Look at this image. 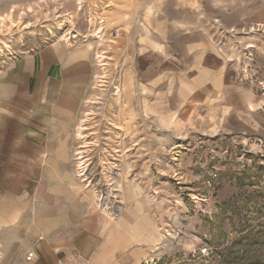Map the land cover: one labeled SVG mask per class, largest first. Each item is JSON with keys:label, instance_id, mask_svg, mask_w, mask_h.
I'll return each instance as SVG.
<instances>
[{"label": "rangeland", "instance_id": "1", "mask_svg": "<svg viewBox=\"0 0 264 264\" xmlns=\"http://www.w3.org/2000/svg\"><path fill=\"white\" fill-rule=\"evenodd\" d=\"M113 2L0 0V80L13 61L52 45L90 49L95 78L74 131L73 166L78 182L96 199L95 207L115 221L145 203L158 218L151 226L155 247L143 264H264V156L241 139L181 133L144 119L139 88L151 69L144 57L134 58L129 32L110 25ZM187 2L193 6H170L169 18L174 14L181 29L198 23L202 38L211 40L228 62L239 63L244 81L254 82L264 111V0ZM177 35L168 42L182 47L183 33ZM130 57L137 58L133 68ZM176 59L166 65L176 69ZM88 113L84 133L89 147L83 148L77 132ZM81 151L85 177L78 167Z\"/></svg>", "mask_w": 264, "mask_h": 264}, {"label": "crops", "instance_id": "2", "mask_svg": "<svg viewBox=\"0 0 264 264\" xmlns=\"http://www.w3.org/2000/svg\"><path fill=\"white\" fill-rule=\"evenodd\" d=\"M113 1L110 25L129 32L134 58L144 57L151 69L139 88L144 119L181 133L241 139L264 156V111L254 82L244 81L239 63L228 62L201 37L198 23L181 29L174 14L169 18L170 6H193L190 0ZM138 32L144 34H131ZM176 33H183L182 47L168 42ZM174 58L176 69L166 65ZM136 60L128 59L130 67ZM94 67L90 49L52 45L16 59L1 77L0 264H143L150 259L151 226L158 218L146 204L114 221L95 207L96 199L76 177L74 131Z\"/></svg>", "mask_w": 264, "mask_h": 264}, {"label": "bare ground", "instance_id": "3", "mask_svg": "<svg viewBox=\"0 0 264 264\" xmlns=\"http://www.w3.org/2000/svg\"><path fill=\"white\" fill-rule=\"evenodd\" d=\"M7 19H9L8 17H5V18H1V22L2 23H5L6 21H7ZM118 32V31H117ZM118 35H119V33H118ZM116 39H118V37L116 38ZM97 59H98V61H99V64H100V66H105L104 64H103V62H104V60H105V57L101 54H99L98 55V57H97ZM100 83L102 84V83H105V81H104V78L103 77H101L100 78ZM100 84V85H101ZM100 87H102V85L100 86ZM100 91L102 92V90L100 89ZM116 96H117V98L118 99H121V94H120V91L119 90H117V92H116V94H115ZM96 101L98 100V99H95ZM96 101H94L92 104H96ZM119 102V101H118ZM117 102V103H118ZM93 114V113H92ZM90 116H91V114L90 113H88V114H86V119H85V121L80 125V127H79V129H78V132H77V138H79L80 140H83L84 141V145L85 146H83V148H87V147H89V146H87V140H86V135H85V133H84V131H86V124L85 123H87V121L89 120V118H90ZM86 152V151H85ZM77 156L79 157L77 160L79 161V163H78V167L82 170V175H80V176H82V177H85V171H87L86 170V166H85V162H84V160H85V156H84V151H81V152H78V154H77Z\"/></svg>", "mask_w": 264, "mask_h": 264}, {"label": "built area", "instance_id": "4", "mask_svg": "<svg viewBox=\"0 0 264 264\" xmlns=\"http://www.w3.org/2000/svg\"><path fill=\"white\" fill-rule=\"evenodd\" d=\"M115 36H116V37L118 36L117 33L115 34Z\"/></svg>", "mask_w": 264, "mask_h": 264}]
</instances>
